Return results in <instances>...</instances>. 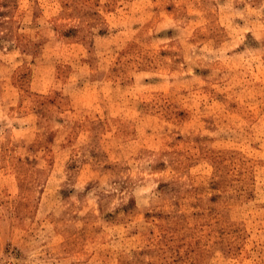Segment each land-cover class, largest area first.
Segmentation results:
<instances>
[{"label":"rangeland","instance_id":"374dc122","mask_svg":"<svg viewBox=\"0 0 264 264\" xmlns=\"http://www.w3.org/2000/svg\"><path fill=\"white\" fill-rule=\"evenodd\" d=\"M0 264H264V0H0Z\"/></svg>","mask_w":264,"mask_h":264}]
</instances>
